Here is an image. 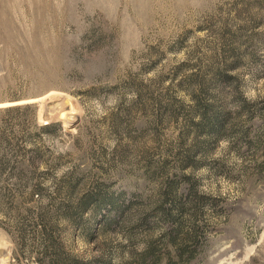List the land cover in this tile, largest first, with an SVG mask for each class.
I'll list each match as a JSON object with an SVG mask.
<instances>
[{
  "label": "rangeland",
  "instance_id": "1",
  "mask_svg": "<svg viewBox=\"0 0 264 264\" xmlns=\"http://www.w3.org/2000/svg\"><path fill=\"white\" fill-rule=\"evenodd\" d=\"M0 133V264H264V0H0Z\"/></svg>",
  "mask_w": 264,
  "mask_h": 264
},
{
  "label": "trees",
  "instance_id": "2",
  "mask_svg": "<svg viewBox=\"0 0 264 264\" xmlns=\"http://www.w3.org/2000/svg\"><path fill=\"white\" fill-rule=\"evenodd\" d=\"M205 109L203 110V108H202V121H207V120H211L212 122H214L215 121V123L212 125V129L209 131V132H211V133H216V134H218L221 130H222V128H224V126H223V119L221 118V116L219 117V116H217V115H215L214 117L212 116V117H210L209 118V110H210V106L208 107V106H203ZM20 109V107H18V108H8V109H6L5 111L6 112H10V111H14V110H19ZM214 120V121H213ZM201 121V122H202ZM208 121V122H209ZM200 124V123H199ZM211 123H209V125H210ZM54 125H56V124H47V125H45L44 127H43V130H45V131H48V130H50L51 128H53V126ZM57 126H60V125H58L57 124ZM215 131V132H214ZM2 135V133H0V136ZM32 152V151H31ZM5 164H3V163H0V172L1 171H4L5 170ZM84 204H81V207L83 206ZM172 238V241L173 242H175V238H173V237H171ZM59 258V257H58ZM57 257H56V261H57V259H58ZM57 262H55V264H56Z\"/></svg>",
  "mask_w": 264,
  "mask_h": 264
}]
</instances>
